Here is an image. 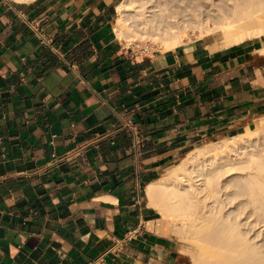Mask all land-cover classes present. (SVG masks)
Here are the masks:
<instances>
[{
  "label": "crops",
  "instance_id": "1",
  "mask_svg": "<svg viewBox=\"0 0 264 264\" xmlns=\"http://www.w3.org/2000/svg\"><path fill=\"white\" fill-rule=\"evenodd\" d=\"M117 1L0 0V264H182L148 184L264 117V33L135 55Z\"/></svg>",
  "mask_w": 264,
  "mask_h": 264
},
{
  "label": "bare ground",
  "instance_id": "2",
  "mask_svg": "<svg viewBox=\"0 0 264 264\" xmlns=\"http://www.w3.org/2000/svg\"><path fill=\"white\" fill-rule=\"evenodd\" d=\"M210 19L214 26L207 25ZM204 26L207 30L220 31L225 44L263 34L264 0H122L114 21L119 39L128 43L152 41L166 49L181 43L189 29ZM261 123L264 126V119ZM258 129L260 131V127ZM249 132L251 134L244 133L247 136H239L245 148L234 155L236 160L237 155L243 156L240 169H249L248 176H253L254 182L259 184L257 182L264 181V153L253 141L257 129ZM232 142L238 143L233 138H222L214 141L213 146L194 147L184 160L170 169L167 177L158 178L146 188L148 204L163 216L172 218L173 225L180 221L178 229L193 243L188 244V248L197 253V256L190 253L194 264L264 263V256L244 235L247 232L240 229L246 225L244 220L238 219L243 215L239 210L242 205L253 203L255 199L252 196L254 201L235 202L231 179L224 176L234 168L235 163L228 162L235 158L217 157L230 145L234 146Z\"/></svg>",
  "mask_w": 264,
  "mask_h": 264
},
{
  "label": "rangeland",
  "instance_id": "3",
  "mask_svg": "<svg viewBox=\"0 0 264 264\" xmlns=\"http://www.w3.org/2000/svg\"><path fill=\"white\" fill-rule=\"evenodd\" d=\"M120 1H122V0H120ZM118 2H119V0L117 1V3ZM116 17H117V12L115 13V18ZM212 22H213V20H211V19L208 20L207 25H209V26L213 25L214 26L215 24H213L214 22L213 23ZM206 33H213L223 43V39L224 38L222 37V34H220V31H218V30H214V31L213 30L212 31L211 30H207L206 26H204L202 28L189 29L188 30V34L186 36H183L182 41L191 40V39H193L195 37L202 36L203 34H206ZM122 41L125 42L129 46V50H131L134 54H138V55H140V54L141 55H147L151 51H155V50H159V49L160 50H165L166 49V47L164 45H162L161 43H156V42H152V41L151 42L150 41H144V42L143 41H141V42L140 41H131L130 43H128L123 38H122ZM262 119H264V117ZM262 119H260L258 121V123L256 124V126L254 127L255 129H257V133L254 132L253 141H256V146L258 145L259 146L258 149L263 150L262 152L264 153V129H261L262 126H263L262 123H261ZM259 127H260V131H258ZM249 130L250 129H248V131H246V132H243V133H240V134H237V135H234V136L223 137V139L233 138L236 141H238V143L234 144L232 142L234 144V146L230 145L229 148H227L225 151L221 152L222 155H220V156L217 155V157H223V159H225L227 156H230L231 158H235V160H232V161L228 162V163L234 162L235 164L232 165V167H234V168L229 170L228 172H226L224 174V176L227 175L226 178H230L231 179V183L233 185V189L235 190V202L236 203H238V201L239 202L240 201L246 202L248 199H251L252 196L255 199V201L253 199H251V200L254 201L253 203L252 202H248V203L246 202L245 205H242V209H239V210L240 211L242 210L240 213L243 214V215H241L239 213L242 217H239L240 216L239 215L238 219H240L241 221L244 220L243 222H245L246 225H244L245 227L244 226H240V229L242 230V232H244V231L247 232L244 235L247 237L248 240H251L249 242H252L254 244V246H256L255 250L258 249L259 250L258 253H261V255L264 256V213H263V211H264V181L257 182L259 184H256L254 182L253 176H248L249 173H247V172L250 171L249 169H247V168L240 169V165L241 164L239 162L244 159V158H242L243 156L237 155V157H239V158H237V160H236V155H234V154H237L238 152H241L245 148L244 147L245 144L240 139L241 137H239V136L241 134H244V133L251 134L249 132ZM248 134H244V135L247 136ZM220 139H222V138H220ZM220 139L207 140L205 142L196 144V145L191 146L190 148L180 152L178 154V156L175 158V160L161 171L160 176L158 178L167 177V174H169L170 169L172 167L176 166L182 160H184L194 147L201 146L203 144H205L207 146H209V145L213 146L214 145V141H218ZM240 147H242V148H240ZM249 148L253 149V146H250ZM249 148H247V149H249ZM240 157H241V159H240ZM245 173H247V176L245 175ZM252 182H254V183L252 184ZM259 204H260V206H259ZM244 209H245V211H244ZM249 210H252L251 213L248 212ZM157 211L159 212L158 209H157ZM247 214H249V215H247ZM159 215L161 216L162 213L159 212ZM163 218L166 221L170 222V223L172 222V218L170 219L169 216H166V217L163 216ZM176 222H177L176 226L175 225H171L172 227L169 226L168 230H169V233H171V235L173 236V238L175 239V241L178 244L179 260H180V262L182 264H194V262H193L194 260H192V259H194V257H193L194 253H195V255L197 254L196 250L194 252L193 248L192 249L188 248V244L191 245L193 243L190 242L191 240L187 241V240H189L187 238V236H186L187 234H185L182 230L178 229V225L180 224V221L179 222L176 221ZM248 229H249V231H248ZM190 253H193V256ZM190 255H191V257H190Z\"/></svg>",
  "mask_w": 264,
  "mask_h": 264
},
{
  "label": "built area",
  "instance_id": "4",
  "mask_svg": "<svg viewBox=\"0 0 264 264\" xmlns=\"http://www.w3.org/2000/svg\"><path fill=\"white\" fill-rule=\"evenodd\" d=\"M146 53V52H145ZM135 55H138V54H135ZM141 55V54H140Z\"/></svg>",
  "mask_w": 264,
  "mask_h": 264
}]
</instances>
